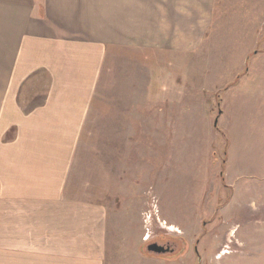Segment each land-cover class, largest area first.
I'll list each match as a JSON object with an SVG mask.
<instances>
[{
  "label": "rangeland",
  "instance_id": "obj_1",
  "mask_svg": "<svg viewBox=\"0 0 264 264\" xmlns=\"http://www.w3.org/2000/svg\"><path fill=\"white\" fill-rule=\"evenodd\" d=\"M173 56L125 52L82 134L108 263L264 264V0H217L204 45Z\"/></svg>",
  "mask_w": 264,
  "mask_h": 264
},
{
  "label": "crops",
  "instance_id": "obj_2",
  "mask_svg": "<svg viewBox=\"0 0 264 264\" xmlns=\"http://www.w3.org/2000/svg\"><path fill=\"white\" fill-rule=\"evenodd\" d=\"M216 4L0 0V264H109L99 163L82 146L100 116L99 84L125 52L200 49ZM122 99L112 95L113 104ZM112 110L108 127L114 116L125 127L127 111Z\"/></svg>",
  "mask_w": 264,
  "mask_h": 264
},
{
  "label": "flooded vegetation",
  "instance_id": "obj_3",
  "mask_svg": "<svg viewBox=\"0 0 264 264\" xmlns=\"http://www.w3.org/2000/svg\"><path fill=\"white\" fill-rule=\"evenodd\" d=\"M150 247L154 248L155 250L165 251L167 247H162L159 245H156L155 243L150 244ZM168 249V248H167ZM170 250V249H169Z\"/></svg>",
  "mask_w": 264,
  "mask_h": 264
},
{
  "label": "water",
  "instance_id": "obj_4",
  "mask_svg": "<svg viewBox=\"0 0 264 264\" xmlns=\"http://www.w3.org/2000/svg\"><path fill=\"white\" fill-rule=\"evenodd\" d=\"M215 123H217V120H216V122ZM158 251H160V250H158Z\"/></svg>",
  "mask_w": 264,
  "mask_h": 264
}]
</instances>
